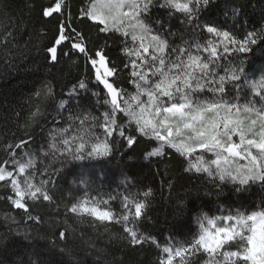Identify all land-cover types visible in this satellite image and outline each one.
I'll return each instance as SVG.
<instances>
[{"label":"snow or ice","instance_id":"1","mask_svg":"<svg viewBox=\"0 0 264 264\" xmlns=\"http://www.w3.org/2000/svg\"><path fill=\"white\" fill-rule=\"evenodd\" d=\"M82 2L75 18L68 0H48L42 6L41 16L46 23L55 21V31L44 49L42 68L50 79L33 96L38 102L55 98L63 78L55 70L71 56L77 57L73 66L82 59L92 70L100 90L77 79L56 106L54 120L69 111L68 125L49 134L44 152L56 166L37 167V157L25 150L31 137L6 144L0 156V188L7 194L0 199L21 210L25 223L21 227L14 216L6 218L16 226L0 234V252L14 249L10 264H85L67 243L74 231L67 220L46 235L33 234L27 223H44L33 215L32 206L56 204L50 189L54 177L71 176L83 194L65 205V217H88L93 227L103 226L106 232L108 225H119L121 234H110L108 243L118 245L121 252L150 245L157 249L155 264H196L201 256L204 264H264V0H225L223 6L220 0ZM257 8L259 19L249 16L253 23L244 21L246 9ZM217 12L231 17L233 24L215 19ZM77 21L90 23L98 36L103 34V42L90 44ZM173 21L179 31L172 30L178 26ZM41 35L47 37L48 32ZM111 35L121 39L122 68L109 55ZM7 37L12 33H7L5 45ZM122 69L128 73L131 92L118 83ZM85 96L88 101L82 103ZM91 100L92 108L103 109L99 115L88 109ZM41 116L37 103L29 122ZM141 138L152 142L144 159L156 166L154 175L162 177V188L166 184L171 192L174 187L175 178L167 171L173 159L180 160L185 173L210 181V187H193L191 207L181 202L178 208L197 213L196 231L189 239L169 236L161 243L146 231L153 189L132 192L126 187L133 183L131 170L138 166L134 146ZM118 140L125 143L124 152L117 150ZM97 173L109 182L122 177L125 193L107 194V199L90 195ZM226 187L236 195L257 188L261 204L252 211L227 209L221 216L200 213L195 205L200 193L213 194L215 189L220 196ZM117 199L120 212L111 207ZM0 264H5L3 259ZM114 264H125L124 257Z\"/></svg>","mask_w":264,"mask_h":264},{"label":"trees","instance_id":"2","mask_svg":"<svg viewBox=\"0 0 264 264\" xmlns=\"http://www.w3.org/2000/svg\"><path fill=\"white\" fill-rule=\"evenodd\" d=\"M73 18L80 7L83 6L82 0H68ZM225 0H220L223 6ZM48 0H0V156H3L5 146L8 143L18 142L20 139L31 137V143L25 149L31 150L32 154L37 157V167L42 169L49 163L56 166L53 157L49 155L44 157V152L48 151L47 142L49 134L55 129L66 127L69 123V111H63L61 115L56 116L55 108L61 99H66L65 93L77 79H84L89 87L94 91H99L95 87L93 72L86 68L82 59L79 60L78 66L72 65V60L77 59L71 56L64 63L58 66V75L63 74L61 82L57 83L56 96L54 99H44L37 101L33 93L45 79H50L47 72L43 71L45 61V47L48 45L52 32L55 31V21L46 23L47 18L41 16V8L46 5ZM248 15L243 17L244 21L249 24V16L259 19L260 9H246ZM215 19L232 25L231 17H226L223 13L217 12ZM80 28L90 37V44L102 43L105 37L103 34L97 35L95 28L88 22L77 21ZM173 23H177L173 21ZM236 27H240L239 24ZM179 31L180 26L172 29ZM48 32V36L41 35V32ZM8 32L12 37H7L8 43L3 41ZM108 40L109 55L121 66L125 60L121 51L122 44L118 35H111ZM178 42V41H177ZM118 83L128 90L133 91L129 83V77L126 70L120 72ZM102 87V86H101ZM63 88V91L61 89ZM90 96V94H88ZM88 96H85L82 103H87ZM37 103L40 104L43 116L36 122H29V114L34 110ZM74 103V102H73ZM95 101L88 103V109L96 115L103 109H94L91 107ZM72 112H79L83 109L71 108ZM86 127V126H85ZM73 131H77V126L73 124ZM99 133V129L95 130ZM152 142L141 138L135 147L133 161L138 165L132 169L129 178L133 181L127 185L129 191H143L145 188L153 189V196L150 198V204L147 209V216L151 220L146 223V231L152 234L156 239L163 243L164 239L173 236L175 240L184 241L189 239L196 231L195 215L193 211L180 212L178 208L181 202L185 207H191L192 197L190 193L193 187H210V181L204 177L199 178L183 171V165L179 159H173L167 165L169 176L175 178L174 187L171 192L167 186L162 188L160 181L162 177L154 175L155 165L144 159L146 150L150 149ZM117 150L125 151V143L117 142ZM117 162H114V167ZM163 167V166H161ZM56 183L50 185L51 194L55 197L56 204L47 202L37 203L32 206L33 215H39L44 223L40 225L27 222L33 230V234H50L57 230L56 225L64 220L72 226L74 231L69 237L67 243L76 249L85 264H114L121 256L125 259V264H155L157 258V249L150 245H145L135 251L127 248L121 252L116 244H109L110 234L120 235L119 225H108L106 232L103 226L93 227L90 218H75L72 215L65 217V205L70 204L73 200L83 194L82 187L73 183V177L69 176L66 180L60 176L54 177ZM122 177H117L115 182H109L103 176V173H97L94 179V185L89 189L90 195L107 199V194L125 193V186H121ZM167 179V177H163ZM213 194L205 195L200 193V199L195 200L196 208L200 213H207L209 216L226 215L227 209L241 208V210H256V206L261 204L260 191L253 188L249 193L236 195L225 188L224 193L216 196L215 189ZM7 194V190L0 188V196ZM57 204L59 207L57 208ZM111 207L117 212L121 211L120 200L111 202ZM9 216H14L16 221L23 227L25 223L24 214L21 210L14 209L10 202L0 199V234L7 232V229L15 227ZM94 245V247H93ZM14 249L9 247L6 251L0 252V259L5 264H10ZM196 264H204V258H196Z\"/></svg>","mask_w":264,"mask_h":264}]
</instances>
